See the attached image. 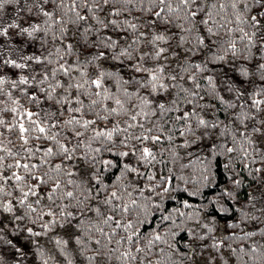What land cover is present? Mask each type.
<instances>
[{
  "label": "snow or ice",
  "instance_id": "snow-or-ice-1",
  "mask_svg": "<svg viewBox=\"0 0 264 264\" xmlns=\"http://www.w3.org/2000/svg\"><path fill=\"white\" fill-rule=\"evenodd\" d=\"M21 233L39 264H264V0H0V264Z\"/></svg>",
  "mask_w": 264,
  "mask_h": 264
},
{
  "label": "trees",
  "instance_id": "trees-1",
  "mask_svg": "<svg viewBox=\"0 0 264 264\" xmlns=\"http://www.w3.org/2000/svg\"><path fill=\"white\" fill-rule=\"evenodd\" d=\"M11 10V6H9V11ZM237 61L232 60L229 62L228 65L225 64H219V65H214V64H210V67L215 68L219 71H222L223 73H227L228 76H231L233 78L235 77V74L230 70V65H234L236 64ZM202 84L204 83L203 80L200 81ZM221 94H225L223 91L221 92ZM205 99H208L207 97H205ZM212 103H215V101H211ZM158 147H167V141L163 142V144H158ZM191 150V149H190ZM183 155V153H181ZM184 162H187V160L185 159ZM225 162V158L223 156H218L216 160L213 161V171L216 173V183L210 185L207 189H205L203 191V195L204 196H212L213 193L219 191L220 186L224 185L225 183H227L226 177H225V172H224V167L223 164ZM237 164V168L239 169L240 164L239 161H236ZM190 169H186L185 172L188 173L190 172ZM242 176H246L245 172H241ZM190 187H196V185H189ZM247 189L246 188H242L241 190V195H243L244 192H246ZM187 194H183L180 196L181 199L186 198ZM194 202H199V197L193 198ZM169 207H171V203H169L168 205ZM186 237L184 236L183 233L179 234L177 237L178 241H182L183 239H185ZM15 242L18 244V246H20L21 248L24 249L25 252L29 253L28 257L25 260V264H39V262L35 259L34 255H31L33 248L31 243L25 239V234L21 233L19 236L15 237ZM41 242L44 243L45 242V238H41ZM49 247H51L50 245H48ZM178 247H181V250H183L182 244L178 243L177 245ZM0 252H4L6 254L9 255V258L12 257V255H15L14 251L11 249H7L5 248L3 245H0ZM76 264H79V258H77Z\"/></svg>",
  "mask_w": 264,
  "mask_h": 264
}]
</instances>
